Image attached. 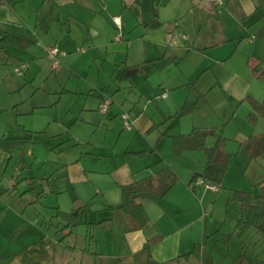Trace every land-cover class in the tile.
<instances>
[{"label":"crops","instance_id":"0c3cea01","mask_svg":"<svg viewBox=\"0 0 264 264\" xmlns=\"http://www.w3.org/2000/svg\"><path fill=\"white\" fill-rule=\"evenodd\" d=\"M244 2L247 9L236 16L242 24L236 34L234 20L224 19L227 13L217 10L230 0L213 2L217 8L209 0H0V66L11 64L24 76L9 79V73L0 70V264H193V257L178 256L218 227L235 231L239 203L228 224L229 208L226 217H210L209 211L219 200L210 192H219L227 179L217 189L190 182L204 170L206 155L202 150L176 155L172 135L188 133L194 126L215 128L227 137L228 152L247 159L246 172L257 160L241 142L264 133L259 129L262 119L257 124L247 118L237 121V111L249 97L264 98L262 81L252 74L249 61L260 59L264 69V40L255 37L264 26V3ZM114 16H120V26ZM6 35L29 40L30 45L5 43ZM101 35L96 44L101 66L108 64L120 76L124 69L143 74L124 95L132 101L130 107H125L123 90L116 84L95 97L90 92L80 103L77 132L69 128L73 124L66 126L65 118L56 121L57 128L29 119L28 114L34 116L44 104L36 101L38 90H29L24 58L34 59L38 50L48 52L59 42L60 56L66 58L67 49L86 52L78 43H96ZM65 90L78 100L85 92L78 87ZM200 95L204 99L191 113L177 114L186 100ZM104 98L112 100L106 112L99 109ZM86 109L89 119L100 117L99 124L82 117ZM124 111L133 116L131 127L124 126ZM214 142V136L208 139L209 145ZM139 151L145 154L135 153ZM165 166L172 167L179 180L162 197L138 194L149 223L125 229L120 186ZM261 179L258 185L264 184ZM230 204L228 200L227 207ZM58 209L79 215L80 223L65 237ZM252 231L245 237L248 241ZM154 235L161 238L149 257L142 248ZM258 242H264V232Z\"/></svg>","mask_w":264,"mask_h":264},{"label":"rangeland","instance_id":"374dc122","mask_svg":"<svg viewBox=\"0 0 264 264\" xmlns=\"http://www.w3.org/2000/svg\"><path fill=\"white\" fill-rule=\"evenodd\" d=\"M210 3L214 5V7L217 5L211 1ZM223 7H216L218 13H227L228 16H225V14L223 18L227 19L228 17L230 18V21L234 20L235 32L236 34H239L240 29H242V24L236 16L241 10L247 9L244 0H230V4L227 7ZM226 25L227 24L225 21V26ZM190 33L192 34L193 31H190ZM101 39L102 35L96 38V43L91 41L78 43V46L85 48L86 52H78L75 49L76 47L67 49L66 58L63 57V55L60 56V68L58 69L53 67L52 60L49 58L47 51L38 50V53L36 54L37 56L34 59H32L31 56L24 58L29 66V90H38V93L35 96L36 101L44 104L36 111L34 116H31L29 113V119L36 117L38 118L37 120L40 126V123L44 122L46 125L50 123L52 128H57V126H59L57 122L65 118L64 122L66 126L73 124V127L71 128L70 126L69 128L77 132L79 127H81L78 118H76L79 114V111H81V109H79L81 106L80 103L82 102L83 104L90 92H92L91 97H95L97 96L98 91L106 90V92H108L111 90L112 86L116 84H120L119 86H121V89L123 90L120 94V98L125 102V107H130L132 101L130 99H126L124 95L131 92V90L128 89L129 85L132 83L137 84L138 81L143 77V74L142 72H137L129 75L127 74V70L124 69L122 76H120L119 72L115 73L111 66L107 68L108 64L101 66L99 53L96 52V44L100 42ZM52 45H58L60 47L62 43L59 42ZM262 58H264V54H262ZM109 60L111 61L110 57ZM0 70L2 72H8L9 79L21 77L22 75V73H16L18 72L17 70L14 72V66H11V64H2L0 66ZM260 83L264 87V83ZM77 87L80 88V90L85 91L82 93L80 100L77 99L76 94L73 91L71 92L65 90L68 88L71 89ZM263 94L261 96H263ZM108 96L109 98H112L110 95ZM90 102H93L92 98L89 103ZM93 106L94 105H91L89 107ZM29 108L32 107L29 106ZM250 110H252L251 102H246L244 106H241L237 111V121H239L241 118L248 119V113ZM88 111L89 110L86 109L82 117H85L87 120H91V122L95 124H99L100 117L96 119V121H94V119H89V114L87 113ZM29 112H32V109H30ZM57 114L59 115V119H56L54 122V118ZM104 116L105 114H102L101 117L104 118ZM261 119L262 122L259 125V129L264 130V117L261 116ZM93 128L94 126L91 129ZM101 128H104L106 131L104 125ZM29 142L35 143L36 140L32 139ZM230 153L231 156L225 174L226 178H224L227 179V183L221 188L219 192H210L212 199L213 195H216L218 196L219 200L217 204L211 205V209L208 208L209 211H213V213H211L212 215L210 214V217L214 218H217L219 214L220 216L222 215L226 217L229 214L227 210L229 208L231 214L228 216L227 224L232 222L231 219L233 218V210L235 209L234 204H238L237 201L231 199L234 190H251L256 195H258L261 192L260 185L258 184L262 180L261 178L264 177L263 154H259L255 158L257 160L253 158L255 160L254 164L246 172L247 159L242 160L240 154H238L236 151ZM252 167H257V169L254 170ZM256 182L257 184H255ZM220 199H222V201H220ZM228 200L231 202L229 207H227ZM227 224L225 226H228ZM209 233L210 232H207V234ZM261 233L262 231L254 229L250 235L251 237L249 241L245 238L246 236L243 238L234 236L229 247H226L222 243L218 242L215 236H211L208 247L212 251L215 260L214 264H264V242H261L262 244L258 242L260 240ZM245 242L247 243L246 246L244 245ZM181 264H185V262H182ZM193 264H199V260L194 258Z\"/></svg>","mask_w":264,"mask_h":264},{"label":"trees","instance_id":"16d2710c","mask_svg":"<svg viewBox=\"0 0 264 264\" xmlns=\"http://www.w3.org/2000/svg\"><path fill=\"white\" fill-rule=\"evenodd\" d=\"M264 3V0H259ZM255 37L264 40V26L255 33ZM5 43L14 44L20 47H27L30 41L15 35H6L3 38ZM252 74L264 83V69L260 68L261 61L258 58H249ZM252 110L248 113V120L252 124H257L259 118L264 117V98L262 100L249 97ZM204 96L200 95L196 100H186L177 110L180 116L189 114L193 111L195 105ZM215 137V142L209 145L208 139ZM227 137L219 134L215 128H206L194 126L188 133L172 135L173 150L176 155H182L187 150L204 151L207 164L202 172L193 175L190 182L203 178L206 181L213 182L216 185L222 184L231 153L225 148ZM248 149L251 158H256L264 152V134H254L248 139L241 142ZM144 155L145 151L135 152ZM179 180V175L170 166H165L157 172L138 178L132 182L122 184L121 187V203L119 208L126 214L125 229H141L149 223V215L142 201L137 199V195L144 192L154 193L158 197L167 194ZM260 196H257L251 190L236 189L231 197L240 205V214L236 220L235 231L228 232L222 227H218L213 232L205 234L203 238L196 242L193 248L181 255L179 258L189 259L194 257L199 260L200 264H214L215 260L212 251L208 247V238L215 236L216 240L224 246L229 247L234 236L239 238L245 237L251 230L257 229L264 232V184L260 185ZM109 208L114 209L113 205ZM56 216L62 221L59 223L60 231L63 236H67L73 232L74 227L80 223L79 215L76 211H67L58 209ZM161 236L154 235L149 237L142 251L151 257V247L160 240ZM246 246L247 243L245 242ZM163 264V263H161Z\"/></svg>","mask_w":264,"mask_h":264},{"label":"built area","instance_id":"2783aa9c","mask_svg":"<svg viewBox=\"0 0 264 264\" xmlns=\"http://www.w3.org/2000/svg\"><path fill=\"white\" fill-rule=\"evenodd\" d=\"M209 1H212V2L218 3V4H222L224 2V0H209ZM114 21L118 26H120V24H121L120 16H114ZM78 49H80V48H78ZM60 54H61V51H60L58 45H50L48 47V56L52 60L53 67H57L60 64ZM16 70L20 71L19 68H16ZM165 95H166V93L163 94V96H165ZM111 101L112 100L109 98H104L100 103L99 109L102 112H106L109 105L111 104ZM121 117L123 119L124 126L125 127H131V125L133 123L132 114L129 111H124V112H122ZM195 183L196 184H203L206 187H209L212 189H217V185L215 183L206 181L203 178L196 179Z\"/></svg>","mask_w":264,"mask_h":264},{"label":"water","instance_id":"95a60500","mask_svg":"<svg viewBox=\"0 0 264 264\" xmlns=\"http://www.w3.org/2000/svg\"><path fill=\"white\" fill-rule=\"evenodd\" d=\"M133 72H135V69H131V70H129L127 73H128V74H132Z\"/></svg>","mask_w":264,"mask_h":264}]
</instances>
